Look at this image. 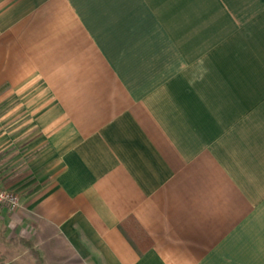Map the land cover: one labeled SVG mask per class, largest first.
I'll use <instances>...</instances> for the list:
<instances>
[{
    "label": "crops",
    "instance_id": "0c3cea01",
    "mask_svg": "<svg viewBox=\"0 0 264 264\" xmlns=\"http://www.w3.org/2000/svg\"><path fill=\"white\" fill-rule=\"evenodd\" d=\"M0 186V264H264V0H0Z\"/></svg>",
    "mask_w": 264,
    "mask_h": 264
},
{
    "label": "built area",
    "instance_id": "2783aa9c",
    "mask_svg": "<svg viewBox=\"0 0 264 264\" xmlns=\"http://www.w3.org/2000/svg\"><path fill=\"white\" fill-rule=\"evenodd\" d=\"M20 205V199L13 191L0 186V206L15 210Z\"/></svg>",
    "mask_w": 264,
    "mask_h": 264
},
{
    "label": "rangeland",
    "instance_id": "374dc122",
    "mask_svg": "<svg viewBox=\"0 0 264 264\" xmlns=\"http://www.w3.org/2000/svg\"><path fill=\"white\" fill-rule=\"evenodd\" d=\"M56 245H57V244H56L55 242H53V241L50 243V247H51V249H53V254H52V255H53L54 257H59L61 253L58 251V248H57ZM39 253L44 257V253H43V251L40 250ZM45 260H46V259H45ZM42 261H43V260H42Z\"/></svg>",
    "mask_w": 264,
    "mask_h": 264
},
{
    "label": "trees",
    "instance_id": "16d2710c",
    "mask_svg": "<svg viewBox=\"0 0 264 264\" xmlns=\"http://www.w3.org/2000/svg\"><path fill=\"white\" fill-rule=\"evenodd\" d=\"M21 242L24 246H27L31 250V253L34 256V258H36V260H39L37 252L34 249H32V247H31V245H32L31 242L29 240H26V239H23Z\"/></svg>",
    "mask_w": 264,
    "mask_h": 264
}]
</instances>
